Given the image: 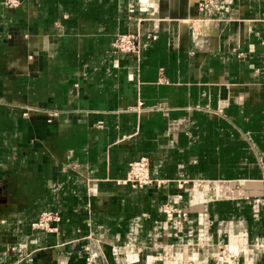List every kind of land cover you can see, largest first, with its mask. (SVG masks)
I'll list each match as a JSON object with an SVG mask.
<instances>
[{"label":"crops","instance_id":"1","mask_svg":"<svg viewBox=\"0 0 264 264\" xmlns=\"http://www.w3.org/2000/svg\"><path fill=\"white\" fill-rule=\"evenodd\" d=\"M138 30L139 56L112 52ZM142 157L154 182L134 188ZM167 202L189 213L178 235ZM45 211L58 231L33 227ZM86 247L264 264V0H0V264Z\"/></svg>","mask_w":264,"mask_h":264},{"label":"built area","instance_id":"2","mask_svg":"<svg viewBox=\"0 0 264 264\" xmlns=\"http://www.w3.org/2000/svg\"><path fill=\"white\" fill-rule=\"evenodd\" d=\"M4 4L9 8L18 7L22 0H3ZM143 35L140 30L130 31L124 34H119L112 43V52L121 54H133L139 56L143 51ZM147 39L154 41L157 39L156 33L148 34ZM142 103H140V106ZM126 183L131 184L134 188H143L154 182L151 177V161L148 157H142L130 162L129 170L125 180ZM163 211L166 215L168 223L172 225L176 231V235L183 229V223L188 219L189 213L179 209L172 203L167 202L163 205ZM58 213L52 211L42 212L36 222L33 223L35 230L44 234L58 231L57 226L53 222L58 220ZM88 253L86 264H101L98 260V254L86 247ZM162 264V263H159Z\"/></svg>","mask_w":264,"mask_h":264}]
</instances>
